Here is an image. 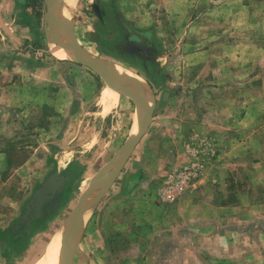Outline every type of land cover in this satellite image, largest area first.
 Listing matches in <instances>:
<instances>
[{"label": "rangeland", "instance_id": "obj_1", "mask_svg": "<svg viewBox=\"0 0 264 264\" xmlns=\"http://www.w3.org/2000/svg\"><path fill=\"white\" fill-rule=\"evenodd\" d=\"M50 2L51 19L57 12ZM73 11L78 46L122 67L134 83L142 80L154 109L119 175L86 211L80 233L67 232L74 243L72 264L89 263L104 248L108 264L114 263V235L104 243L89 235L98 230L109 202L124 197L169 206L195 191L221 146L210 135L218 133L213 118H232V106L237 111L229 123L235 135L229 138L232 158L223 165L232 173L225 185L231 188L229 198L250 206L247 216L264 212L252 206L264 203V120L259 115L264 108V0H76ZM46 12V0H0V227L6 235V264H37L48 255L50 236L138 128L131 98L64 58V50L52 42ZM118 14L153 40L155 63L148 69L125 66L107 52L117 40ZM124 84L130 86L128 80ZM106 88L113 89L112 100L102 98ZM138 92L147 101L145 91ZM244 98L252 114L251 137L242 145L237 137L244 127ZM196 164L202 171L190 187L174 203L162 202L159 194L173 172ZM51 179L48 193L56 192V203L40 216L37 192ZM102 189L94 192L95 200ZM35 207L37 216L27 221ZM119 243L132 249L130 241ZM54 258L50 264H60ZM128 259L127 264L147 260Z\"/></svg>", "mask_w": 264, "mask_h": 264}, {"label": "crops", "instance_id": "obj_2", "mask_svg": "<svg viewBox=\"0 0 264 264\" xmlns=\"http://www.w3.org/2000/svg\"><path fill=\"white\" fill-rule=\"evenodd\" d=\"M75 2L76 0L74 4ZM122 20L128 21L123 17ZM242 104L240 121L244 123V127L237 138L245 145L251 137L247 123L251 118L252 108L245 98ZM232 110L228 115L232 118H213L216 125L212 129L218 133L211 132V138L216 137L220 141L218 145L224 144L228 149L223 150L221 146L217 149V157L213 155L215 158L210 159L211 167L206 169L195 191L169 206L120 197V200H113L103 208V216L99 213L101 219L98 230L95 228L89 235H97L101 243L112 239L111 235H114L113 241L118 244V250L114 253L116 259L113 264H127L128 257L135 255L136 258L146 257L147 260H130V264H264V212L260 210L259 214L258 211L255 212L257 215L254 217L247 216L245 208L250 206L247 207L242 202L236 203L233 196L229 198L231 188L225 185L232 173L227 167H223L224 162L228 164L232 158L229 138L235 135L229 133L233 127L229 123L237 113L233 106ZM263 111L264 108L259 109L262 120ZM221 113L222 111H218L219 115ZM233 113L234 116H231ZM263 205L264 203L252 204L257 210L263 209ZM108 213H111L110 218ZM138 223L142 226L139 227ZM62 225L50 236L46 245L48 248ZM143 227L144 230L147 229L146 232ZM135 229L138 230L137 233L131 231ZM0 231V264H6V235L2 232L4 228L0 227ZM66 237L69 238L68 233ZM124 240L130 241L132 249L126 250L122 245ZM107 257V250L99 249L86 264H108Z\"/></svg>", "mask_w": 264, "mask_h": 264}, {"label": "water", "instance_id": "obj_3", "mask_svg": "<svg viewBox=\"0 0 264 264\" xmlns=\"http://www.w3.org/2000/svg\"><path fill=\"white\" fill-rule=\"evenodd\" d=\"M49 1L46 0L47 12L46 19L48 22V27L50 30V10H49ZM97 16L100 18L99 9L94 8ZM119 20H122L120 14H118ZM53 43L56 45L61 42L64 44L66 52L72 57V60L83 67H86L92 70L96 75H98L108 86L112 87L115 90H119L120 92L127 95L131 100L135 103L136 106V115L138 120V128L137 132L130 136L126 142L122 145V147L116 152V154L111 158V160L103 166L99 172L94 176L91 180L88 188L85 190L81 199L76 203L71 212L69 213L64 226V232H76L80 233L83 227V217L80 216L78 220H73L72 215L75 211H82L85 215L88 209H91L93 205H95L99 198L107 191L110 185L115 181L117 176L119 175L125 160L133 150L134 146L140 140V138L147 131L148 125L151 121V112L154 109V104L151 106L148 105V102L140 96L137 90V83H134L131 78H128L124 75H114L112 76L110 73L114 71V65L102 62L98 59L93 58L90 54L86 53L82 50L74 37V28L72 22H65L64 31L59 35L56 32H51ZM124 80H128L130 82V86L124 84ZM133 82V83H132ZM56 175H53L55 178ZM53 179L49 180L45 183L37 192L36 205L39 210L41 199L50 191ZM100 186H103L102 191L99 195L96 196V200L93 197H90L92 194L98 189ZM82 215V213H81ZM26 216L22 219L25 220ZM20 220V223L23 220ZM74 251L73 248L70 250H65L63 247L60 249L59 261L60 264H72Z\"/></svg>", "mask_w": 264, "mask_h": 264}, {"label": "flooded vegetation", "instance_id": "obj_4", "mask_svg": "<svg viewBox=\"0 0 264 264\" xmlns=\"http://www.w3.org/2000/svg\"><path fill=\"white\" fill-rule=\"evenodd\" d=\"M114 25L117 31V40L106 49L109 54L125 66H137L143 70L155 63L154 42L148 32L140 31L128 21H118L117 18L116 21L114 20ZM55 203L56 192H50L46 198L43 197L40 201V216L50 211ZM31 216H37L36 207L34 211L30 212L27 221L31 219Z\"/></svg>", "mask_w": 264, "mask_h": 264}, {"label": "bare ground", "instance_id": "obj_5", "mask_svg": "<svg viewBox=\"0 0 264 264\" xmlns=\"http://www.w3.org/2000/svg\"><path fill=\"white\" fill-rule=\"evenodd\" d=\"M52 1V0H51ZM68 1V2H67ZM74 1L75 0H54V2H52V10L53 12H57L55 13V16H53L50 19V31L51 32H56L59 34V30L61 29L60 34L64 31L63 26L65 25L64 22L68 21V22H72L73 21V17H74V11H73V6H74ZM60 12V15H59ZM59 15L57 21L56 18ZM65 16L67 17V20L65 21ZM58 24V26H57ZM59 34V35H60ZM63 43L61 42L59 45L61 46V48L64 50V58L66 59L67 57L72 60V57L66 52L65 47H63L64 45H62ZM112 76L114 75H124V76H131V74H129L128 72H126L122 67L120 66H116L114 65V71H111L110 73ZM132 77V76H131ZM137 89L141 90L142 92L146 93L147 95V102L149 103L150 101V93L145 85V83L142 80H139V83L137 84ZM111 88H106L103 90L102 92V98L104 100H108L111 99L112 96V90ZM140 94V92H139ZM140 96L142 97V95L140 94ZM114 99V98H113ZM112 100V99H111ZM105 102V101H104ZM136 132H134L133 134H135ZM131 134V135H133ZM93 196H95V193L92 194V196L90 197L91 199H93ZM82 213V215H81ZM80 216L84 217V214L82 211H75L74 214L72 215V217L74 218L73 220H78L80 218ZM64 226L62 225V227L55 233V235L53 236V238L51 239L50 243H49V253L48 255H46V257H44L43 259L38 260L37 264H50L51 260H54V256L57 257L59 259V254H60V249L61 247H63L65 250H69L71 248V246L74 244L72 243V241L66 237L67 236V232H64ZM74 236V235H72ZM70 236V238L72 237Z\"/></svg>", "mask_w": 264, "mask_h": 264}, {"label": "built area", "instance_id": "obj_6", "mask_svg": "<svg viewBox=\"0 0 264 264\" xmlns=\"http://www.w3.org/2000/svg\"><path fill=\"white\" fill-rule=\"evenodd\" d=\"M194 168L182 167L176 169L171 180L166 183L160 192L159 198L164 203H174L182 192L190 187V184L202 171L201 166L196 164Z\"/></svg>", "mask_w": 264, "mask_h": 264}]
</instances>
